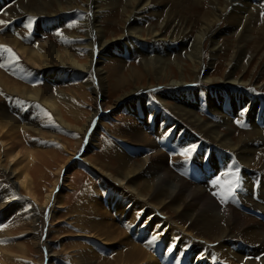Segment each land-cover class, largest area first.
Returning a JSON list of instances; mask_svg holds the SVG:
<instances>
[{
  "label": "bare ground",
  "instance_id": "6f19581e",
  "mask_svg": "<svg viewBox=\"0 0 264 264\" xmlns=\"http://www.w3.org/2000/svg\"><path fill=\"white\" fill-rule=\"evenodd\" d=\"M8 1L0 0L1 7ZM253 1L255 0H17L5 8L0 13V21H8L7 27L0 29L4 30V35L0 38V67L14 73L12 75L21 77L27 83H32L39 76H42L46 83L44 87H28L14 82L15 79H8L1 73L2 70L0 72V94L7 98L6 102L9 103L4 104L0 98V178L6 182L5 186L2 179L0 180V210L24 219L31 217V239L36 240L39 245L41 232H37L36 213L41 206H37V203L34 207L30 203L28 205L25 198H20L22 195L19 194L17 203L13 200L15 192L19 191L18 186L31 196L34 202L38 201L32 191L33 180L30 171L39 162L38 156L50 151L37 150L35 147H41L42 143L45 146L47 138H55L54 132L75 129L81 138L85 129H88L93 133L89 143L87 140L84 142L86 150L95 141L97 124L105 125L102 123V115L97 119L98 108L103 107L102 110L108 113L107 117L119 119L128 125L126 133L130 144L144 147L138 153L142 155L147 150L150 153L143 155L138 161H131L129 156L116 148L113 150L112 163L104 164L97 157L87 159L86 151L83 150L84 161L96 166L98 187L106 186L110 194L107 200L112 204V207L107 206L108 208L101 210L100 207L104 204L99 202L101 206L97 204L92 207L89 210L90 215H87L89 226L86 230L95 232V237L103 240L98 239L105 246V251L117 248L115 253H111V261L103 260L98 264H135L143 260H148L149 264L151 260L161 264H193L195 256L192 249L199 239L204 243L214 242L216 247L213 249V255L227 262L226 264H264L263 254L258 261L254 260L255 258L247 260L242 245H232L226 241L241 240L261 248L260 251L256 250L257 255L264 252V219L259 218V215L264 216V163L259 167L254 166L259 154H264V147H261L264 145V120L260 121V126L247 128V131L243 129L245 133L241 134L242 136H234L233 124L229 122V119L238 113L239 117L245 114V122L250 125L253 122V106L249 109L251 104L246 105L247 101L243 98L251 90L245 89L251 86L264 90V80H260L256 85V79L244 77L252 63L254 71L258 69V75L264 73V25L256 27L258 14L264 10V0H256L255 4ZM191 10H194L192 16L188 13ZM61 13L62 17L57 16ZM67 14H72L73 20L77 19L79 22L74 31H70L69 27L68 31L59 29L63 22H67L68 19L64 18ZM36 17L44 21L41 28L32 22ZM147 17L153 18L155 22L148 23ZM46 29L56 32L57 35L54 34L58 45L42 35ZM24 30L30 34L25 36ZM221 38L222 42L219 41ZM144 44L147 48L143 51L139 49L141 56L137 59V64H130L126 68L125 56L134 53L137 46ZM5 48L11 51H5ZM181 51L184 52L182 56ZM81 54L84 57L78 59ZM219 60L223 66L222 72L219 76L212 75L210 69L214 68ZM217 68L218 65L215 69ZM66 74L67 79L72 78L82 84L69 90L57 87L53 93L50 90L51 85L63 80ZM193 82L220 84L221 90L229 92L224 103L226 108L223 107L220 111L209 101L207 110L212 113V118L206 119L199 115L192 99L196 93L201 96L205 91L201 90L200 85L198 88L185 86ZM158 85L168 89L153 91L147 95L139 94L150 88L155 89ZM213 85L207 87V94L218 92ZM251 92L258 93L255 90ZM114 94H117L114 102L110 104L109 98V104L106 105L107 102L105 103L103 98L113 97ZM261 95L264 98V93ZM87 98L91 99L89 105L92 108L86 122L79 125V118H82L83 114L77 108V99L86 102ZM248 109L250 115L246 116ZM125 111L127 114L123 115ZM260 111L264 119V108ZM132 117L136 118L137 122L130 123ZM156 119L159 123H154ZM150 121H154L153 124H149ZM192 131H196L211 145L234 153L233 160H237L241 167L240 188L246 195L244 197L249 203L254 200L258 205L257 220L249 221V213L245 216V212L239 211L241 208L231 207L232 202L236 203V198L234 195H227L225 189L228 184L226 185L227 182L222 176L220 186H212L211 183L207 186L191 185L189 181L173 175L163 165L167 154L162 153L164 150L160 152L159 147L174 146L180 156L185 144L193 137ZM170 135L171 139H166ZM173 135L175 139L172 138ZM23 138L26 139V146L23 145L24 141L22 143ZM164 138L166 140L163 143ZM56 139L59 138L56 136ZM200 149L202 148L199 147L195 153L196 159H201ZM218 150L213 149L210 158H219ZM199 164H196L195 170L202 177H198L206 180V171ZM213 168L215 171L221 170L215 163L210 166L209 173H212ZM253 169L263 175L260 188L252 189V184L248 183V178L255 174ZM59 170L60 168L57 170L54 185L45 195L43 202V206L52 202L53 211L49 216L52 222L57 220L58 212L55 209L60 206L61 192L65 186L64 172L57 178ZM209 181L213 182L211 178ZM115 186L120 188L121 196L116 193ZM254 190L257 192L256 196L253 194ZM209 195L216 196L219 201H214ZM223 201L231 206L228 205L227 209L225 204H221ZM157 211L161 215H164L165 211L168 213L164 217L166 222H160L161 215L157 214ZM122 218L130 221L122 222ZM162 226L166 227V233L162 234L160 231ZM148 230H151V233ZM176 230L184 234L185 240L183 243L180 241L183 250L176 249ZM153 236L157 238L149 243ZM92 245L95 250L94 246L99 244L96 242ZM87 249L92 253L86 255L97 259V253L93 252L92 248ZM53 252L46 246L44 257H53ZM247 255L249 253L246 252ZM181 256L184 258L178 259ZM86 260L85 264L91 263L89 257H86Z\"/></svg>",
  "mask_w": 264,
  "mask_h": 264
},
{
  "label": "rangeland",
  "instance_id": "374dc122",
  "mask_svg": "<svg viewBox=\"0 0 264 264\" xmlns=\"http://www.w3.org/2000/svg\"><path fill=\"white\" fill-rule=\"evenodd\" d=\"M16 1L17 0H13V1L9 0L8 2L5 3V5H4L5 7L4 6L1 7V5H0V13H2L5 10V8L10 7ZM255 1H253V4L256 3ZM260 1H262V0H260ZM201 9L204 10V8H201ZM188 13L190 15L191 14L193 15L194 10L188 11ZM57 16L62 17L63 15L61 13V15L57 14ZM105 16H107V15H105ZM263 16H264V10L261 11L258 14V20H257L258 22L256 23L258 25H256V27L264 25V17ZM72 17H73L72 14H70V15L67 14V16L64 17V18L68 19L67 22L66 23L63 22L62 23V27L61 28L59 27V29H61V30L64 29V30H67V31H68V27H69L70 31H74L75 29H77L78 25H79L78 24L79 22L77 21V19L73 20ZM50 18L53 19V17H50ZM20 21L23 22L24 20L23 21L20 20ZM147 21H148V23L155 22V20L153 18H151V17H147ZM259 21L262 22V23H259ZM7 22H5L4 24H1L0 25V29L1 28H3V29L6 28L7 25H8V24H6ZM32 22H34L35 26H37L38 28H41V26H44V21L40 20V18H38V17L34 18V21H32ZM3 29L0 30V38L3 37V35H4L2 33L4 31ZM23 33L26 34L25 36L30 34V32H28L27 30H24ZM54 33L56 34L55 31L51 32V29H46V32H44L42 35L45 36L46 38H49L50 40H52L55 44L57 42L56 45H58V41L56 40V37H55L57 34L55 35ZM219 41L222 42V38ZM143 46H141V45L137 46L135 48L136 50H135L134 53L132 52L131 54H128V56H125L124 65L126 66V68L130 64L131 65H133V64L136 65L137 64L136 61L141 56L139 54V49H141L143 51L145 48H147L145 44ZM171 47H173V44L171 45ZM133 51H134V48H133ZM183 51H181V53H180L181 56L185 52V51L184 52ZM15 57H17V56H15ZM83 57H84V55L81 54V55H79L78 59H81ZM16 60L19 61L18 58H16ZM109 63L111 64V62H109ZM220 63H221L220 60H219V62L217 61L215 63V65H214V68L210 69V71H211L210 73L212 75H215V76H219L220 75V73L222 72V69H223V66ZM217 65L219 66V68L215 69ZM253 65H254V63H252V66H250L249 70L246 71L244 77H246V79L250 78V77H252L253 79H256L257 81H255V82H256V85H257V83H259L262 80H264V73H261V74L258 75L256 73V72H258V69L254 71V69H253L254 66ZM1 70H2V72H1ZM0 72L3 75L5 74V76L8 79L13 80V81L15 79L14 82H18L19 84L26 85L28 87L29 86H33V85H35V87H44V84L46 83V80L44 78H42V76H39L32 83H27L21 77L18 76L19 77V79H18L17 75H12L14 73H9V72H7L6 70H4L1 67H0ZM67 74H66V76H64L65 77L63 79L64 82H63V80H60V82H58L57 84L55 83V84L51 85L50 90L52 92L55 91V88H57V87L59 89L69 90V89H72L73 87H76L77 85H81L82 84V83H79L80 81H78V80H72V78L71 79H67ZM199 85L201 87V90L205 91V92H204V95H201V96H199L197 93L194 95V97L192 99L193 102H194L193 105L196 106V110H197V113L199 115H202L206 119H208L209 117L212 118V115H211L212 113L209 110H207L209 101L212 102L214 104V106H217L216 108H218V110L221 111V110H223L224 103L226 102L227 94L229 92L225 91L224 89L221 90L222 88H221L220 84H216L217 86L212 84L215 87V89L218 90V92H212V93H209V94H207V90L209 89L207 87L212 86L211 84H208V83L205 84L203 82H201V83L200 82H193V83H188L185 86L189 87V88H196ZM94 87H95V85H94ZM164 87L165 86H163V85H158V86L155 87V89L154 88H150L149 90H144V91H142L139 94L143 93V95H147V93H150V92H153V91L154 92L155 91L161 92V91H164V90L168 89L167 87H165V88ZM257 89L260 90L259 88H255L254 89V87L248 86L247 89H245V90H251V91L255 90L258 93L255 94V93H252L251 91H249V93L247 92L248 95L246 94L244 96V98H243L244 101H247L246 105L247 104H251V106L248 107L249 109L253 106V109H252L253 113H251V117H252L253 122L250 125H247V123L245 122V114L243 115L244 117L243 116L239 117L240 114H238V113L236 114V116L231 117L229 119L230 124H233V126L236 127V128H234L231 125L232 128H233V131H234L233 132L234 136H236V135L239 136L241 134L244 135L245 132L243 131V129L247 131L248 129H250V127L260 126V124H261L260 121L264 120L263 117H262L263 116L262 112L260 111L262 108H264V98L261 95L262 93H264V90H260V92H259ZM116 97H117V94H114L113 97L112 96L111 97L108 96L107 98L106 97L103 98V100L105 99L104 101H105V103L107 102L106 105H108L109 103L110 104L113 103ZM0 98H2L1 101H4V104L9 105V103L6 102L7 98H5L1 94H0ZM14 98H16L18 100L20 99V98H17V97H14ZM109 98H110V101L108 103ZM153 98H154V95H153ZM217 101H219V102H217ZM89 103H91V99H89V98L86 99V102L83 101V100L79 101V99H77V108L80 111H82V114H83L82 118H79V123H78L79 125L82 124L84 121L86 122V120H87L86 117H87V115L89 114V112L91 111V108H92V107H90ZM29 106H33V105H29ZM224 108H226V107H224ZM102 109H103V107L98 108V112L99 113H98L97 119L99 120V118L101 117L100 115H102L103 116L102 119L104 120V121L102 120L103 121L102 123L105 124L104 125L105 127L103 125H101V124H99V125L97 124L98 128L96 127L97 128V132L95 133L96 134L95 135V141H93V144L90 147L87 148L88 150L87 149L85 150L86 146H85L84 142L87 140L88 143H89L90 138H91L90 135L93 133L92 130H88V129L87 130L85 129V132H84V134H83V136L81 138L78 136V134H77L78 132H76L75 129L65 130V131H58V133L54 132L55 138H49L50 140H48V138H47L45 146H44V143L41 142L43 144L41 147H38V146L35 147V149H37V150L50 151V153L40 154V156H38V158H39L38 159V161H39L38 163L39 164L37 163L35 165V168L30 171V173H31L30 176H31V179L33 180L32 181L33 182L32 191L34 192V196L37 197L38 201L34 202L32 197L27 195L26 192L23 191L21 189V187H18V186H17V190H19V191L15 192V194H14L15 198H13V200L15 199L14 202L17 203L16 199L18 200V199L23 197V199L25 198V201H27L26 203L28 205L30 203V205L34 207V206H36V203H37V206H39V205L41 206L37 210L38 212L36 213V217H37L36 226L38 225L37 226V228H38L37 232H39V233L41 232L40 233L41 237H40V240H39V245L36 244V242H35L36 240H33V238L31 239V232H30V225L32 224L31 223V217H28V219L27 218L24 219L23 217L18 216V215L14 214V213H13L14 215L10 214L11 215L10 216L7 213V211L5 212V210H3V211L0 210V264H43V262H45V261L46 262L44 264H47V263L48 264H85V262L87 261L86 257H89V262H91L90 264H98L99 261L103 262V260H106V261H111L112 260L111 253L112 252L115 253L117 248L111 249V251L108 250V252H106L105 251L106 248L103 245V243L98 241V239L101 240V241H103V240L100 239L99 237H95V232L90 231V230H86V228L89 226V224H88L89 223L88 222V216H87L88 214L90 215V211L89 210L92 209V207H94V206L96 207V205L99 204V202L104 204V205H102V207H100L101 210H105L106 208H108L107 206L112 207L111 206L112 204L110 203V201L108 202V200H107L108 199L107 196H109L110 194L107 192L106 186L103 185L102 188L98 187L99 183L97 181V175L95 173V171H97L96 170V166H92L88 161H84V158L82 157V155L86 151L85 157L87 156L86 157L87 159H90V158H93V157H97L100 161H102L101 163L108 164V162L112 163L113 153L116 150V148L118 150H120L121 152H123L125 155L129 156L131 158L130 159L131 161H138L139 159H141V157H144L147 153L149 155L150 152L147 150L148 152L146 151L142 155L140 153H138L140 150H143L144 147L135 146V145L133 146V145L130 144L131 141L129 140V138L127 136L128 134L126 133L128 131L127 130V126L128 125H126L124 121L121 122V120H119V119H113V118L107 117L108 113L106 111H103ZM249 109L246 111V116L250 115V110ZM129 110L132 111L131 109H129ZM104 112H106V114H103ZM124 114L126 115L127 112L126 111L123 112V115ZM168 117H171V116L168 115ZM236 117H238V118H236ZM115 118H117V117H115ZM132 119L133 120L130 121V123L136 121L135 120L136 118L132 117ZM153 122L150 121L149 124H153ZM69 123H72V122H69ZM130 123H129V125H130ZM154 123H159L158 119H156ZM95 125H93V126H95ZM239 126H240V128H239ZM107 127H108V129H106ZM170 129H173V128H170ZM45 130L46 129H44V131ZM171 131H173V130H171ZM237 131L240 132V134ZM192 132H193V137H191V141L189 143H186L185 146H184L185 148H187V147L188 148L189 147L192 148L194 146L192 148L193 152L191 154V157L188 158V157H186L184 155H181V154H180V156H178L179 154H178V152L176 150V147H174V146L172 148L170 146L159 147L160 148V152H162L164 150L162 153H164V154L166 153L167 154V159L165 161V164H163V165L168 170H170V172L173 175H175L176 177H178V178H180V179H182L184 181H187V182L189 181L188 183H190L191 185L192 184L193 185L196 184V185H201V186L202 185H204V186L205 185L206 186L210 185L209 183H211V185L213 184L212 186H214V185L216 186V184H215L216 178L217 177H221L222 173H224L225 171L226 172L230 171L232 173V175L228 176L230 178L224 177V176H222L221 178H223L224 181L226 180V182H227L226 185L227 184L228 185L229 184H232V185L238 184V187H235V189H234V191H235L234 197L236 198L235 199L236 203L233 204V202H232V204H231L232 206H231L230 204H225V203H227L226 201H223L221 204L222 205L225 204L227 209L229 208V206H231V207L237 206L239 209L241 208L239 211H241L242 213L245 212V216H247V215L253 216V217L247 216L249 221L250 220H257L258 219L257 218L258 205H257V203L254 200H251L250 203H249L246 200V198L244 197L246 195L242 192V190L240 188L241 167L239 166L240 164H239V162L237 160H235V159L233 160V158H235L234 153L231 152V151L225 150V149H223V148H221L219 146L216 147L215 145H211L204 138H202V136L200 134H198L196 131H192ZM173 133H174V131H173ZM115 135H116V137H115ZM171 135L168 138H166V139L170 140L171 139ZM56 136L59 139H56ZM262 136L264 137V131H263V135ZM165 137H166V135H165ZM78 138H79V141L77 142ZM172 138L175 139V135H173ZM121 139H123V140H121ZM166 139L164 138L163 143H164V141ZM23 141H24V143H23ZM47 142H48V144H47ZM22 143H23L24 146H26L27 142H26L25 138L22 139ZM49 144H50V146H49ZM107 145H109V146L107 147ZM160 145H162V143ZM199 147L202 148V149H200V154H202V156H201V159H196L195 158V153L199 150ZM261 147L263 148L264 145L261 146ZM98 148H100V149H98ZM168 148H171V149H168ZM215 148L219 149L218 151L220 153V157L218 158V157L212 156L210 158V155L213 152V149H215ZM174 149H175V151H174ZM73 150H74V152H73ZM83 150H84V152H83ZM263 150H264V148H263ZM100 151H102V152H100ZM169 151H170V153H169ZM202 152H204V153H202ZM75 154H77V155H75ZM259 155H260L259 158L256 159L257 163L254 165L256 167H259L261 164L264 163V157H263L264 154L260 153ZM229 156H231V157H229ZM42 157H43V159H42ZM79 158H80V160H79ZM179 160L182 161L183 163L180 162ZM44 161H47V162H44ZM234 162H236V163H234ZM172 163L175 166H173ZM197 163H200L199 164L200 167L203 170L206 171V174H207L206 180H208V181L199 179L198 176H201V175L195 170V166H196ZM215 163L221 168L222 171L221 170L220 171H217V170L215 171L214 168H213L211 170L212 173H209L210 172L209 171L210 166L212 164H215ZM258 163H260V164H258ZM78 164H80V166ZM178 164H181V165H178ZM97 165L99 166V164H97ZM111 166H113V164ZM178 167H180V168H178ZM13 168L14 167L12 166L11 169L13 170V173H14L15 170ZM28 168H30V163H29ZM59 168H60V170H59V174H58L57 178L59 179V176L61 175V173L64 172V183H65V186L63 187L62 192H61V198H60V202L61 203H60V206H58L55 209L58 212L57 217H56L57 220L55 219L52 222V221H50V217H49L51 212L53 211L52 210V206H51L52 202H47V204L44 205V206H43V202H44L45 195L49 192L51 187L54 185V181L56 180V173H57V170ZM182 168L185 169L183 171L184 173L182 172V170H183ZM178 169L181 170V171H179ZM189 169H191L192 171L189 170ZM207 169H208V171H207ZM257 171L258 170L255 169L254 170V172H255L254 176H252L251 178H248V180H249L248 183L252 184V189L260 188L262 186L261 184L263 183V180H262L263 179V175L259 171H258L259 173ZM190 172H192V173H190ZM217 172L221 173V174L219 175ZM178 174L181 177L178 176ZM209 176H211V177H209ZM238 176H239V178H238ZM210 178L213 180V182L209 181ZM1 179L2 178H0V180ZM1 181L6 186V182H4L3 179ZM228 181H231V183H228ZM3 184H2V186H4ZM0 189H2V188H0ZM114 189H116V193L117 194H119L120 196L122 195V192H121L119 187L115 186ZM18 194L20 196L21 195L22 196L20 197ZM253 194H254V196H256V194H257L256 190H254ZM263 197H264V195H263ZM211 198L214 201H216V200L219 201V199L216 196H212ZM243 202H244V204H243ZM241 204H243V205H241ZM144 207H146V206L144 205ZM231 207H230V209H231ZM250 208H251V210H250ZM139 210H141V209H139ZM262 210L263 209H261V211ZM143 212H146V211H143ZM163 213L165 215L167 212L165 211ZM247 213H249V214H247ZM157 214H160V213H158V211H157ZM167 214L165 216L160 214L161 217L159 215H157V216L160 217V219H161L160 222L161 223L166 222L164 217H166ZM85 216H86V219H84ZM254 217H256V218L254 219ZM113 218H114V216H113ZM259 218L264 219V216L263 215H259ZM126 221H127V219L122 218V222H126ZM129 221L130 220H128L127 222H129ZM50 222H52L53 224L50 223ZM48 223L51 224V225H49ZM11 227H13V228H11ZM80 227L84 228V229H81ZM54 228H56V229H54ZM160 231H162V234H163V233L167 232V229H166V227L162 226ZM149 233H151V230L149 231ZM181 233L182 232H179L178 230H176V232H175L174 242L177 243V245H178L177 248H176L177 250H183V246L180 247L181 246L180 244H182L185 239H184V234L183 233L181 234ZM181 236H183V237H181ZM226 241L228 243H230V244L232 243V245H234V244L242 245V247L244 248V251H245L244 255H245V258L247 260L255 258L254 260L258 261L259 258L262 257L261 254L264 255V252L260 253L258 255L256 253V250L260 251L261 248H257V247L251 246L249 244L244 243L241 240L237 241V240L232 239V240H226ZM96 242H98L99 245L94 246L95 247V250H94L92 244L93 243L96 244ZM195 243H196L197 247L194 246L193 249H192V253L195 256L194 260H193V262H194L193 264H222V263L225 262L222 259H220V258L216 257L215 255H213L214 252H215L213 249L216 247L215 246L216 244L214 242L213 243L205 242L206 243L205 244L204 242H202V240L199 239V241H196ZM198 243H201V244L199 245ZM100 245H103V246L100 247ZM46 246L50 247L52 252L54 251L53 252L54 256L50 257L49 259L44 257L45 256V248H46ZM252 247H254L255 249L252 248ZM87 248H92L93 249L92 251L97 253V255H98V257L96 256L97 259L95 257L86 255V254H88L90 252ZM147 250L150 251V249H147ZM252 250H254V251H252ZM163 252H165V251H163ZM246 252L249 253V255L246 256ZM91 253L92 252H90V254ZM149 254L151 256L153 255L152 252H150ZM206 256H207V258H206ZM211 256H213V258H211ZM156 257H158V256H156ZM153 258L155 259L154 256H153ZM181 258H184V257L181 256L178 259L181 260ZM205 258L209 259V260H206ZM144 261H145V263H143ZM151 261H152V262H150L151 264H161L160 262H154V260H151ZM226 263L227 262H225L224 264H226ZM135 264H149V262H148V260H143V261L135 263Z\"/></svg>",
  "mask_w": 264,
  "mask_h": 264
},
{
  "label": "snow or ice",
  "instance_id": "6c2138e0",
  "mask_svg": "<svg viewBox=\"0 0 264 264\" xmlns=\"http://www.w3.org/2000/svg\"><path fill=\"white\" fill-rule=\"evenodd\" d=\"M4 23H5L4 21H0V24H4ZM0 47H2V46H0ZM4 50L5 51H9V52L11 51L10 49H6V48ZM0 66H2V65H0ZM192 151H193L192 148H185L181 152V155H184V156L190 158L191 157V154H192ZM230 175H232L231 172H224V173H222V176H224V177H228ZM215 183L218 186L222 185L221 178L220 177H217V180L215 181ZM235 187H238V184H236V185L229 184L228 185V187L225 189V191L227 192V195L228 196H232V195L235 194V191H234ZM156 238H157V236H153L152 237V240L149 241V243H152V241H154Z\"/></svg>",
  "mask_w": 264,
  "mask_h": 264
}]
</instances>
